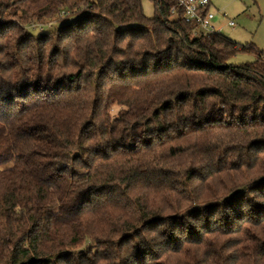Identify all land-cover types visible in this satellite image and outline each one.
<instances>
[{
  "label": "trees",
  "instance_id": "trees-1",
  "mask_svg": "<svg viewBox=\"0 0 264 264\" xmlns=\"http://www.w3.org/2000/svg\"><path fill=\"white\" fill-rule=\"evenodd\" d=\"M151 1L0 0V264H264V51Z\"/></svg>",
  "mask_w": 264,
  "mask_h": 264
},
{
  "label": "rangeland",
  "instance_id": "rangeland-1",
  "mask_svg": "<svg viewBox=\"0 0 264 264\" xmlns=\"http://www.w3.org/2000/svg\"><path fill=\"white\" fill-rule=\"evenodd\" d=\"M217 15L216 19L225 25L226 20L234 19L235 28L228 26L222 27V33L239 44L253 43L257 48L264 51V0H210ZM142 8L146 16L151 17L155 8L151 0H141ZM226 14V19L222 17ZM220 18V19H219ZM216 22V20H215ZM58 23L46 25L42 31L55 29ZM36 34L42 33L41 30L33 29ZM252 60V56L246 53H238L231 58L230 63H240ZM117 107L113 109V113ZM80 247H78L79 249ZM84 248V247H83Z\"/></svg>",
  "mask_w": 264,
  "mask_h": 264
},
{
  "label": "built area",
  "instance_id": "built-area-1",
  "mask_svg": "<svg viewBox=\"0 0 264 264\" xmlns=\"http://www.w3.org/2000/svg\"><path fill=\"white\" fill-rule=\"evenodd\" d=\"M181 18L187 23H194L198 29L205 33L221 32L223 26L216 24V11H212L210 0H178ZM172 13L176 12L172 8ZM222 17L226 19V14L222 13ZM225 25L230 28H235L236 22L234 19H227Z\"/></svg>",
  "mask_w": 264,
  "mask_h": 264
},
{
  "label": "crops",
  "instance_id": "crops-1",
  "mask_svg": "<svg viewBox=\"0 0 264 264\" xmlns=\"http://www.w3.org/2000/svg\"><path fill=\"white\" fill-rule=\"evenodd\" d=\"M211 6H212V4H211ZM212 8H213V6H212ZM219 19H220V18H219ZM220 20H221V19H220ZM220 20H217V19H216V24L219 25V26H225L224 24H221V23H220V22L222 21V20H221V21H220ZM221 32H222V31H221Z\"/></svg>",
  "mask_w": 264,
  "mask_h": 264
}]
</instances>
